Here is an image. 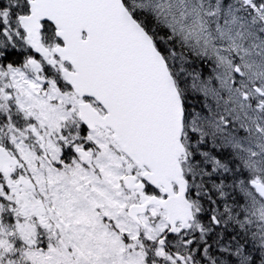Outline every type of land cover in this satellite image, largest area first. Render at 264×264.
<instances>
[{"label":"snow or ice","instance_id":"snow-or-ice-1","mask_svg":"<svg viewBox=\"0 0 264 264\" xmlns=\"http://www.w3.org/2000/svg\"><path fill=\"white\" fill-rule=\"evenodd\" d=\"M0 264H264V0H0Z\"/></svg>","mask_w":264,"mask_h":264}]
</instances>
